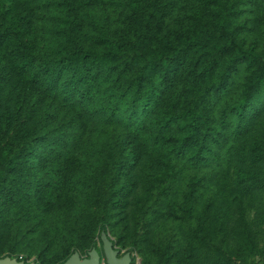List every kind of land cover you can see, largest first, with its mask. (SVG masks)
Listing matches in <instances>:
<instances>
[{
  "label": "trees",
  "instance_id": "obj_1",
  "mask_svg": "<svg viewBox=\"0 0 264 264\" xmlns=\"http://www.w3.org/2000/svg\"><path fill=\"white\" fill-rule=\"evenodd\" d=\"M236 161L264 184V0H0L6 256L160 220L209 247L202 189Z\"/></svg>",
  "mask_w": 264,
  "mask_h": 264
},
{
  "label": "rangeland",
  "instance_id": "obj_2",
  "mask_svg": "<svg viewBox=\"0 0 264 264\" xmlns=\"http://www.w3.org/2000/svg\"><path fill=\"white\" fill-rule=\"evenodd\" d=\"M260 14L262 15L261 10L258 11V17ZM240 168L238 161L234 162L229 169L213 175L210 183L202 189L201 211L204 210V216H206L207 203L217 199L210 214L212 223H208L204 229L203 242L209 247L194 240L187 230L188 227L170 223L169 220H160L152 227L151 234L140 241L134 249H131L130 244L134 240L133 235L141 230L139 226L135 229L131 225L130 229L119 228L114 232L108 230L107 233L121 251V255L131 252L132 264H161L159 261L168 250L167 247L171 245L177 255L169 264H264V221L262 220L264 218V184L256 180L251 183V189L246 190L247 184L239 185L236 180V174ZM236 193L239 196H235ZM212 195L213 198H211ZM54 209L60 214H66L69 209L67 198L62 197ZM242 221L248 222L252 240L255 242L254 251H251L243 239ZM101 234L100 231L95 232L89 238L90 240H85L81 236L77 239V243L71 246L68 245L71 240L63 238L64 240H60L52 248L39 245L32 240L27 241V248L17 255L13 254V257L19 256L27 263L34 264H63L65 258L74 251H78L82 257H88L90 251L97 248L103 254ZM8 241L7 233L3 236L0 245L1 257L6 256L3 249L8 247ZM93 241L96 242V246H89L88 244ZM123 243L126 245L123 246ZM224 256L230 257L232 261L227 263Z\"/></svg>",
  "mask_w": 264,
  "mask_h": 264
},
{
  "label": "water",
  "instance_id": "obj_3",
  "mask_svg": "<svg viewBox=\"0 0 264 264\" xmlns=\"http://www.w3.org/2000/svg\"><path fill=\"white\" fill-rule=\"evenodd\" d=\"M103 243V254L97 249L93 248L88 257H82L76 251L63 264H132L133 256L131 252H126L121 255V251L116 247L114 241L105 231L101 234ZM103 256L105 261L103 260ZM0 264H27L23 260H18L16 257H0ZM34 264V263H28Z\"/></svg>",
  "mask_w": 264,
  "mask_h": 264
}]
</instances>
